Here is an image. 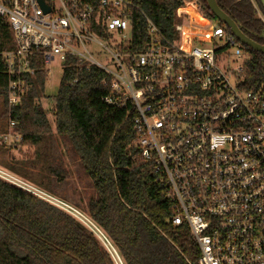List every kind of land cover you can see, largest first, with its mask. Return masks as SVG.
Masks as SVG:
<instances>
[{"label":"built area","instance_id":"obj_1","mask_svg":"<svg viewBox=\"0 0 264 264\" xmlns=\"http://www.w3.org/2000/svg\"><path fill=\"white\" fill-rule=\"evenodd\" d=\"M137 10L135 0H0L2 117L9 122L0 141L21 142L13 111L39 69L48 77L56 59L63 72L98 68L109 88L103 101L135 111L140 160L165 185L172 224L187 225L200 250L190 264H264V88L246 89L245 46L187 2L177 11L176 37L143 13L148 41L137 52ZM0 179L79 220L114 264H127L89 214L2 166Z\"/></svg>","mask_w":264,"mask_h":264},{"label":"trees","instance_id":"obj_2","mask_svg":"<svg viewBox=\"0 0 264 264\" xmlns=\"http://www.w3.org/2000/svg\"><path fill=\"white\" fill-rule=\"evenodd\" d=\"M135 2L141 11H134L131 16L132 49L139 52L148 41L145 15L165 35L176 37L174 26L179 16L182 17L177 11L187 2ZM188 2H194L206 17L218 20L206 0ZM217 3L248 37L264 45V5L260 0H217ZM5 34L10 37L8 27ZM244 46L248 56L244 73L246 89L261 90L264 53ZM46 78V71L39 69L30 79L28 96L14 108V120L23 135L21 143L36 144L51 131L48 112L39 103ZM105 79L106 74L98 68L77 72L74 67H68L52 109L57 132L68 138L97 192L87 203L90 217L110 237L127 264L197 262L200 250L188 226L172 224L174 208L165 197V185L156 181L157 175L140 160L134 146L135 111L103 101L109 92ZM6 81L0 72L2 96ZM0 113L3 116L4 109ZM4 163L14 173L28 174L24 160ZM0 264L114 263L79 220L0 179Z\"/></svg>","mask_w":264,"mask_h":264},{"label":"rangeland","instance_id":"obj_3","mask_svg":"<svg viewBox=\"0 0 264 264\" xmlns=\"http://www.w3.org/2000/svg\"><path fill=\"white\" fill-rule=\"evenodd\" d=\"M184 1L188 2L190 0ZM260 1L264 5V0ZM194 15L196 16V14ZM203 29L208 30L210 27ZM100 59L105 61L104 56ZM47 68L46 86L44 92L40 95L39 103L48 112L51 131L43 135L36 144L28 141L20 142L16 147L5 149L6 146L0 141V166L10 170V167L4 162L26 161L25 171L28 174H18L19 176L89 214L88 200L91 197H96L97 192L68 138L57 132L52 111L54 97L58 93L63 75L62 63L59 59H56ZM2 100L3 97L0 95V112L3 108ZM8 124L7 118L2 117L0 113V133L7 131Z\"/></svg>","mask_w":264,"mask_h":264},{"label":"water","instance_id":"obj_4","mask_svg":"<svg viewBox=\"0 0 264 264\" xmlns=\"http://www.w3.org/2000/svg\"><path fill=\"white\" fill-rule=\"evenodd\" d=\"M211 12L222 21L231 31V33L244 45L255 51L264 53V45L257 43L248 37L239 27V25L224 12L217 3V0H206Z\"/></svg>","mask_w":264,"mask_h":264}]
</instances>
